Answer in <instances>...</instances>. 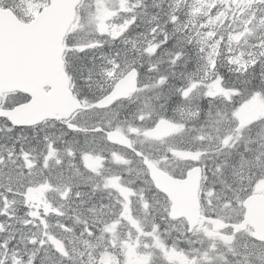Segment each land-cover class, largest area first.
Returning <instances> with one entry per match:
<instances>
[{"label":"snow or ice","instance_id":"obj_1","mask_svg":"<svg viewBox=\"0 0 264 264\" xmlns=\"http://www.w3.org/2000/svg\"><path fill=\"white\" fill-rule=\"evenodd\" d=\"M0 264H264V0H0Z\"/></svg>","mask_w":264,"mask_h":264}]
</instances>
